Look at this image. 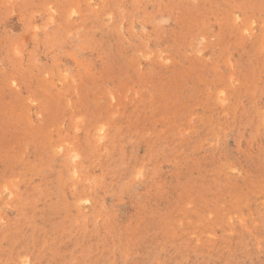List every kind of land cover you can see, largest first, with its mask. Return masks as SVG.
<instances>
[{
  "label": "rangeland",
  "instance_id": "obj_1",
  "mask_svg": "<svg viewBox=\"0 0 264 264\" xmlns=\"http://www.w3.org/2000/svg\"><path fill=\"white\" fill-rule=\"evenodd\" d=\"M0 264H264V0H0Z\"/></svg>",
  "mask_w": 264,
  "mask_h": 264
},
{
  "label": "bare ground",
  "instance_id": "obj_2",
  "mask_svg": "<svg viewBox=\"0 0 264 264\" xmlns=\"http://www.w3.org/2000/svg\"><path fill=\"white\" fill-rule=\"evenodd\" d=\"M242 42V41H241Z\"/></svg>",
  "mask_w": 264,
  "mask_h": 264
}]
</instances>
